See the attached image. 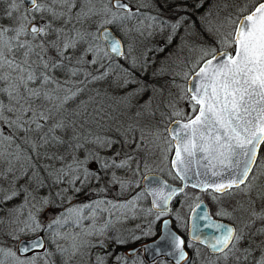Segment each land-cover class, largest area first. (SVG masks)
<instances>
[{"label":"snow or ice","instance_id":"snow-or-ice-1","mask_svg":"<svg viewBox=\"0 0 264 264\" xmlns=\"http://www.w3.org/2000/svg\"><path fill=\"white\" fill-rule=\"evenodd\" d=\"M0 3V235L15 243L0 264H125L115 248L139 237L116 225L141 213L176 264H264V0ZM185 32L214 43L173 73L188 109L169 103L165 136L138 72ZM149 143L180 186L154 174Z\"/></svg>","mask_w":264,"mask_h":264},{"label":"rangeland","instance_id":"rangeland-1","mask_svg":"<svg viewBox=\"0 0 264 264\" xmlns=\"http://www.w3.org/2000/svg\"><path fill=\"white\" fill-rule=\"evenodd\" d=\"M143 3L148 4L149 0H142ZM133 6H139V0H132ZM220 4L222 5L224 3V0H207V3L205 5V8H208L209 6L213 4ZM156 4L159 5L161 8H163V5L161 3V0H156ZM146 12H153V8H145L142 9ZM204 11V9H201V13ZM163 14L165 16L172 17V13L170 10L165 9ZM226 15V13L221 12V18ZM215 17V12H214ZM185 35L187 40V46L184 47L183 51H180L176 44L174 43L172 46H170L164 53H158L155 56V59L157 63L152 66V68L149 69L147 72L150 78L153 79H164L165 86L161 89V91H155V93H152V87H150V84H148L144 78L146 73H139L138 75L141 80H143L147 86L148 91L145 93V95L141 98L140 103H143L145 100H147L149 97H151V104H152V111L155 113L154 116H145L144 121L149 122L151 127L153 128H159L162 132H164V129L172 122L171 120L165 121L164 120V114L170 113L171 109L168 107L169 103L174 101L176 102L177 107L184 108L185 110L188 109L187 101L180 100V88H178L176 85L183 84L186 86L187 81L182 80L180 75H173V73H179L183 67V62L188 59L192 58L195 59L199 55V49L196 47L199 44L202 43H208L213 44L214 43V37L208 35L207 33H203V38H201L199 35L196 34H188V33H182ZM189 37H191L192 40H189ZM198 40V43L195 42ZM145 44H159L162 43V40L159 35H156L152 38H147L144 41ZM142 47V46H141ZM189 48H192V51H189ZM165 57H168L167 60H165ZM161 62H164L165 64V70L163 73H158L157 75L153 76L152 71L157 69L159 64ZM175 80V83L173 81ZM160 98V99H159ZM173 120L176 119L175 117L172 118ZM164 135L166 136L167 133L164 132ZM148 149V160L153 165L154 173L159 174L166 179H169L172 181V176H169L168 168L169 165L165 162H162L161 152L158 148H156L152 143H149L147 145ZM114 195V193H113ZM141 208H146L144 204L141 202L140 205ZM7 209H5L4 212H0V216H4ZM151 217H148L147 219L143 218V214L141 213L136 219H129L127 221H124L122 223H118L116 225V229L124 232L125 236L127 237L131 232L135 231L136 235H141L142 232L136 229V225L139 224L141 226L145 224H148V220H150ZM153 228V227H152ZM146 229V228H145ZM5 231H8L7 228L4 229ZM152 234L154 232L152 231ZM150 234V235H152ZM148 236V235H146ZM24 238H30V237H24ZM0 245H11L12 247H15V243L10 239V237L6 235H0ZM130 245V242L128 240L127 243L117 246L115 248L116 252L122 253L126 249L127 246ZM112 250V249H110ZM125 264H145L140 257H135L132 259L126 258Z\"/></svg>","mask_w":264,"mask_h":264},{"label":"flooded vegetation","instance_id":"flooded-vegetation-1","mask_svg":"<svg viewBox=\"0 0 264 264\" xmlns=\"http://www.w3.org/2000/svg\"><path fill=\"white\" fill-rule=\"evenodd\" d=\"M189 40H192L191 37H189ZM196 40V39H195ZM195 42L198 43V40H196ZM156 174V173H154ZM159 175V174H158ZM161 176V175H160ZM167 183L171 184V185H174V186H180V181L177 180V179H174L172 177V181H170L169 179H166L165 177L161 176ZM186 191H188L189 193L193 192V189L191 188H188L186 189ZM204 201H205V205L212 211L214 212L215 211V205L212 203V201L210 200V198H208L207 196L204 197ZM142 203L144 204L145 207H148L149 204H150V198H148L147 200H144L142 201ZM167 217H164L163 219H165ZM170 218V217H169ZM215 219H220L219 217H214ZM225 223H228L227 220L223 221ZM160 224L161 222H156L154 225H153V228H152V231L154 232V234L152 235H148L146 236V234H141V235H137L139 238L138 239H129V242H130V245L126 247V249L124 250L123 254H125V251L130 249V248H134L136 246H139L141 244H144L146 242H149V241H152L154 240L160 233ZM147 224L144 223L143 227L146 228ZM173 226H175V221H173ZM146 230V229H145ZM178 231H181V234H183V231L180 230V229H177ZM119 247V246H118ZM188 252H189V255L192 256L194 255L193 253V250L192 249H188ZM201 252L206 255L207 254V249H204L203 247H201ZM127 257V256H126ZM135 257H140L142 259V261L145 263V264H149L148 262H146V260L144 259V256H143V252L142 250L140 252H138L137 254H135L134 256L132 257H127L128 259H132V258H135ZM151 264H172L170 261H167L166 259L164 258H160V259H157L155 262L151 263Z\"/></svg>","mask_w":264,"mask_h":264},{"label":"water","instance_id":"water-1","mask_svg":"<svg viewBox=\"0 0 264 264\" xmlns=\"http://www.w3.org/2000/svg\"><path fill=\"white\" fill-rule=\"evenodd\" d=\"M186 85H187V83H186ZM155 175L158 176L164 182H166L160 175H158V174H155ZM172 186H174V185H172ZM174 187H176V186H174ZM165 219H169V217H167ZM160 236H161V224H160V233L154 240L126 250L125 255L127 257H132L142 250L144 259L149 264L155 262L157 259H160V258H164L167 261H170L172 264H176V258L174 256L167 254V252L157 250L158 248L165 247V245H163V243L160 241ZM23 239H26V238H23ZM27 239H29V238H27ZM168 251H170V249H168Z\"/></svg>","mask_w":264,"mask_h":264},{"label":"trees","instance_id":"trees-1","mask_svg":"<svg viewBox=\"0 0 264 264\" xmlns=\"http://www.w3.org/2000/svg\"><path fill=\"white\" fill-rule=\"evenodd\" d=\"M6 7V5L0 3V11L3 10V8ZM144 80L150 84V87H152V93H155V91H161V89L165 86V82H164V79H153V78H150V76L148 75V73L145 74V78ZM157 95V94H156ZM158 96V95H157ZM160 99V98H159Z\"/></svg>","mask_w":264,"mask_h":264}]
</instances>
